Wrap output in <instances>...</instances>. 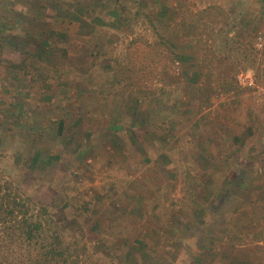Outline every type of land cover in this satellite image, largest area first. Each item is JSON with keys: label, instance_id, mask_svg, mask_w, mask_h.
I'll use <instances>...</instances> for the list:
<instances>
[{"label": "rangeland", "instance_id": "1", "mask_svg": "<svg viewBox=\"0 0 264 264\" xmlns=\"http://www.w3.org/2000/svg\"><path fill=\"white\" fill-rule=\"evenodd\" d=\"M0 179L80 264H264V0H0Z\"/></svg>", "mask_w": 264, "mask_h": 264}, {"label": "trees", "instance_id": "2", "mask_svg": "<svg viewBox=\"0 0 264 264\" xmlns=\"http://www.w3.org/2000/svg\"><path fill=\"white\" fill-rule=\"evenodd\" d=\"M61 226L47 208H37L0 179V264H80L87 247Z\"/></svg>", "mask_w": 264, "mask_h": 264}, {"label": "built area", "instance_id": "3", "mask_svg": "<svg viewBox=\"0 0 264 264\" xmlns=\"http://www.w3.org/2000/svg\"><path fill=\"white\" fill-rule=\"evenodd\" d=\"M240 81H247L249 83V85L253 84V80L250 79V77L247 74L241 73L239 76Z\"/></svg>", "mask_w": 264, "mask_h": 264}]
</instances>
